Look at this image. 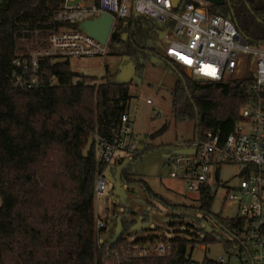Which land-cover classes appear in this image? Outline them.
Instances as JSON below:
<instances>
[{
    "label": "trees",
    "instance_id": "1",
    "mask_svg": "<svg viewBox=\"0 0 264 264\" xmlns=\"http://www.w3.org/2000/svg\"><path fill=\"white\" fill-rule=\"evenodd\" d=\"M59 4V0H4L0 7V264H114L112 253L146 242H168L170 254L133 258L130 264H195L190 256L195 245L222 243L231 249L237 240H221L210 230H201L194 239L154 234L133 242L120 234L98 248L99 238L107 234L104 227H97L95 184L105 163L92 138L117 139L121 116L128 112L129 84H97L92 77L73 73L68 61L52 59L40 63L45 73L42 87L20 91L8 80L12 60L24 51L23 41L57 27L50 16ZM209 11L230 20L251 47H264V0H226L221 6L209 5ZM172 25L160 28L150 19L131 15L111 31L110 54L127 57L140 77L142 60L154 54L148 45L151 32H165ZM248 61L244 57L246 67ZM248 84L245 77L199 82L180 74L171 93L172 119L193 121L195 139L211 131L224 140L249 103ZM137 157L139 153L134 160ZM120 181L139 184L157 199L129 169ZM212 200V195L202 193L192 208L231 232L232 221L210 214ZM167 224L174 227L170 221ZM132 227L123 222V233Z\"/></svg>",
    "mask_w": 264,
    "mask_h": 264
},
{
    "label": "built area",
    "instance_id": "2",
    "mask_svg": "<svg viewBox=\"0 0 264 264\" xmlns=\"http://www.w3.org/2000/svg\"><path fill=\"white\" fill-rule=\"evenodd\" d=\"M3 1L0 0V7ZM59 1L50 16V22L57 27L46 31L44 45L12 60L8 80L14 89L31 91L42 87L45 73L40 70V63L45 59L69 61L107 54L110 36L101 44L77 28L81 22L102 14L112 17L111 31L131 15L150 19L160 28L173 23L158 38L166 59L183 68L189 77L220 82L235 79L240 73L243 77L248 74L249 103L241 109L234 132L221 140L218 134L206 131L198 139L180 143L178 154L168 158L167 166L170 178L185 182L188 190L198 196L215 195L223 186L218 180L211 181L214 168L219 171L222 165H239L246 170L244 179L229 188L226 196L236 203L239 214L232 221L235 226L232 231L237 234L233 240H237L236 246L245 254L244 264H264V49L251 47L230 20L211 13L209 4L202 0H181L178 8H173L171 0ZM246 56L248 67L244 64ZM55 83L52 77L50 86ZM131 135L130 116L126 112L121 116L117 139L110 142L93 136L105 163L96 180V196L107 190L104 176L107 169L121 160V153L131 150L127 140L128 137L131 140ZM97 227L101 229L104 224L97 220ZM105 241L106 236L99 238V249ZM107 248L108 245L105 253L109 256ZM170 251L168 242H146L112 254L114 264H130L133 258L160 257ZM225 260L220 257L216 264H224Z\"/></svg>",
    "mask_w": 264,
    "mask_h": 264
},
{
    "label": "rangeland",
    "instance_id": "3",
    "mask_svg": "<svg viewBox=\"0 0 264 264\" xmlns=\"http://www.w3.org/2000/svg\"><path fill=\"white\" fill-rule=\"evenodd\" d=\"M159 34L157 30L150 34L148 45L154 50V54H148L142 60L143 71L140 77L135 75L134 66L127 57L110 54V51L103 56L68 61L73 73L92 77L97 84L106 81L112 84H129L127 113L130 116L132 135L131 140L130 137L127 140L132 148L121 153V160H116L104 173L107 190L100 196L95 195V217L104 224L108 242L120 234L130 242L154 234H164L167 238L194 239L196 234L207 228L210 232L215 231L221 240L232 241L236 232L223 231L210 216L194 210L198 195L190 192L185 182L169 177L167 160L178 154L180 143L193 139L194 122H175L172 119L171 93L180 74L187 73L177 64L173 66L167 61ZM45 38L46 33L40 36L35 32L32 40L23 41L24 51L18 55L44 45ZM240 77H243L241 73L237 78ZM135 78L140 81L139 84ZM163 126L166 128L160 133ZM137 153L139 157L134 160ZM127 169L135 180L145 182L157 197L156 200L141 185H127L120 181L122 173ZM245 172L239 165H222L219 171L213 169L211 181L218 180L223 186L212 195L210 214L230 221L239 216L236 203L226 199V196L229 188L244 179ZM169 221L174 223V227L168 226ZM123 222H129L133 226L126 233H123ZM186 230L191 234L185 236ZM205 247L195 245L190 253L195 264H202L205 260L215 261L220 256L228 264H244L245 254L236 245L229 250L222 243L211 244L207 249Z\"/></svg>",
    "mask_w": 264,
    "mask_h": 264
},
{
    "label": "water",
    "instance_id": "4",
    "mask_svg": "<svg viewBox=\"0 0 264 264\" xmlns=\"http://www.w3.org/2000/svg\"><path fill=\"white\" fill-rule=\"evenodd\" d=\"M181 0H171L173 8H178ZM212 6H221L226 0H202ZM113 19L108 14H102L100 17L92 20L83 21L78 25V29L81 32L86 33L91 36L101 44H105L107 38L111 34ZM196 81L202 82L204 79L202 77H196ZM245 80H248V74H246ZM137 84L140 81L135 78ZM210 229L207 228V231Z\"/></svg>",
    "mask_w": 264,
    "mask_h": 264
},
{
    "label": "crops",
    "instance_id": "5",
    "mask_svg": "<svg viewBox=\"0 0 264 264\" xmlns=\"http://www.w3.org/2000/svg\"><path fill=\"white\" fill-rule=\"evenodd\" d=\"M205 249H207V246L205 247ZM220 257H222V256H220ZM220 257H218L215 261H213L214 262V264H216L217 262H218V259L220 258ZM224 258V257H223ZM202 264H204V263H202ZM224 264H228V263H226V261H225V263Z\"/></svg>",
    "mask_w": 264,
    "mask_h": 264
}]
</instances>
